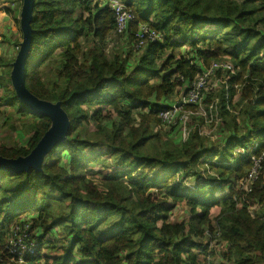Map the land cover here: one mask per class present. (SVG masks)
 I'll return each mask as SVG.
<instances>
[{
  "label": "trees",
  "instance_id": "obj_1",
  "mask_svg": "<svg viewBox=\"0 0 264 264\" xmlns=\"http://www.w3.org/2000/svg\"><path fill=\"white\" fill-rule=\"evenodd\" d=\"M120 1L136 21L128 47L110 55L119 36L109 0H34L26 87L60 103L70 131L41 171H0V264H17L9 243L22 222L37 246L26 264H215L214 242L219 264H264V163L247 194L252 163L235 156L256 143L264 151V0ZM142 25L163 40L136 59L129 48ZM20 46L8 62L0 57V114L6 106L17 135L0 157L15 160L54 127L13 86ZM217 62L237 71L226 80L238 114L224 89L209 94L207 107L220 98L223 135L211 143L194 131L184 142L161 114ZM181 209L187 218L175 219Z\"/></svg>",
  "mask_w": 264,
  "mask_h": 264
},
{
  "label": "built area",
  "instance_id": "obj_2",
  "mask_svg": "<svg viewBox=\"0 0 264 264\" xmlns=\"http://www.w3.org/2000/svg\"><path fill=\"white\" fill-rule=\"evenodd\" d=\"M111 11L114 14L115 20V33L119 37H127L131 29L132 24L136 21V15L132 9L128 8L120 0H109L108 2ZM136 44L134 48L137 51L147 48L150 44L162 42L163 35L148 25H142L138 28L135 34ZM218 72H226L231 75H236L235 67L228 62H217L212 65L209 70L203 72L202 76L195 80L188 88L187 93L182 97L183 105L177 106L176 102L173 107L166 109L161 114V120L166 127L169 128H181L182 140L188 141L191 137V130L188 129L190 123V117L193 114L188 110L190 105H197L200 107V115L206 120L208 124H214L216 128L221 127L222 118L220 115V98L216 97L209 107L204 106L206 97L216 90L218 86L224 88V96L228 102L227 109L230 112L238 114L232 110L229 106V100L231 99V86L227 80L217 79L213 81ZM182 83L184 79L180 80ZM238 93H241L243 86H237ZM199 132V131H198ZM200 133V132H199ZM200 135H202L200 133ZM204 136V135H202ZM219 139V136L215 137L212 142ZM260 152V144L256 143L250 149L244 147L237 148L235 150V156L245 161H251L252 168L247 172V176L244 182V189L247 194L252 193L254 185L260 178L263 170L264 163V151ZM23 222L21 225H17L13 229V236L9 243V252L15 258L17 264H26V257L35 254L37 246L34 240L31 239L29 234L30 225Z\"/></svg>",
  "mask_w": 264,
  "mask_h": 264
},
{
  "label": "water",
  "instance_id": "obj_3",
  "mask_svg": "<svg viewBox=\"0 0 264 264\" xmlns=\"http://www.w3.org/2000/svg\"><path fill=\"white\" fill-rule=\"evenodd\" d=\"M23 3L21 15L23 42L21 43L20 51L13 65L12 82L18 97L24 105L32 113L48 117L53 122L54 127L45 134L36 149L28 157L16 160L0 157V171L13 173H24L31 169L41 171L44 156L55 146L63 143L67 139L70 131V122L61 104L40 101L26 87L25 72L33 40L32 21L34 0H23Z\"/></svg>",
  "mask_w": 264,
  "mask_h": 264
},
{
  "label": "rangeland",
  "instance_id": "obj_4",
  "mask_svg": "<svg viewBox=\"0 0 264 264\" xmlns=\"http://www.w3.org/2000/svg\"><path fill=\"white\" fill-rule=\"evenodd\" d=\"M9 0H0V57L6 60L8 62V59H13L14 58V52H11L13 49V46L17 44V41L13 43L12 41L15 40V34L19 29H22L21 24L19 27L15 23V17L18 15L19 17L22 15V11L20 10V5H21V0H10L12 3L9 4L10 9H12V13L7 11V5ZM23 8V7H22ZM21 8V9H22ZM17 28V29H16ZM128 37V36H127ZM127 37H117L109 40V45L106 48L107 54L112 55L114 51H119L122 52L125 48L128 47L129 45V40ZM12 42V44L10 43ZM129 50L132 51L134 58L138 54H141L143 50L137 51L134 47H130ZM4 65V64H3ZM3 70L0 68V73H2ZM229 73L226 72H218L213 81L217 79H222L226 80L227 76ZM186 87V83H185ZM189 88V86H188ZM223 87L218 86L216 90L211 92L210 94H218L219 91L223 90ZM180 97L177 96L174 98L172 101L174 102L175 100H178ZM178 105H183L182 99L177 103ZM179 106V107H181ZM206 107V105L204 104ZM197 107V110L194 111L192 109H189L193 114L190 117V122L188 125V129H190L192 132L194 131H199L202 135L214 140L215 137L223 135L221 132V127L216 128L214 124H208L206 123V120L200 115V107L195 105ZM2 113L0 114V145L2 143H8L9 147H12V142L17 140V135L11 130L10 125L6 124L7 123V112L8 109L6 106H3L2 108ZM193 118H196V120H193ZM176 129H180V127H177ZM169 129H163V132H167ZM191 132V133H192ZM176 132H173L170 137H173V135ZM173 140L176 141L175 137H173ZM251 214L255 217L256 216V209H251ZM175 219H185L187 218V213L185 209H181L180 212L175 213L174 215ZM222 246L219 247L215 242L212 244L211 249H216V256L214 257V262L215 264L221 263L222 260V254L220 253ZM44 254H47V251H44ZM210 261V259H209Z\"/></svg>",
  "mask_w": 264,
  "mask_h": 264
},
{
  "label": "crops",
  "instance_id": "obj_5",
  "mask_svg": "<svg viewBox=\"0 0 264 264\" xmlns=\"http://www.w3.org/2000/svg\"><path fill=\"white\" fill-rule=\"evenodd\" d=\"M21 10V9H20ZM22 11V10H21ZM17 19H18V21H17V23H16V25L19 27V25L21 24V16L19 17L18 15H17ZM17 29V28H16ZM17 41V43L18 44H21L22 42H23V33H22V30L21 29H19L18 28V31H17V33L15 34V40L14 41H12L13 43H15ZM16 49H18L17 47L14 49V47H13V49L11 50V52H13L14 50L16 51Z\"/></svg>",
  "mask_w": 264,
  "mask_h": 264
},
{
  "label": "clouds",
  "instance_id": "obj_6",
  "mask_svg": "<svg viewBox=\"0 0 264 264\" xmlns=\"http://www.w3.org/2000/svg\"><path fill=\"white\" fill-rule=\"evenodd\" d=\"M200 134V133H199ZM206 137V136H205ZM209 141L212 143L211 139L209 138ZM216 142V141H215ZM251 213V212H250ZM253 216V215H252ZM254 217V216H253Z\"/></svg>",
  "mask_w": 264,
  "mask_h": 264
}]
</instances>
